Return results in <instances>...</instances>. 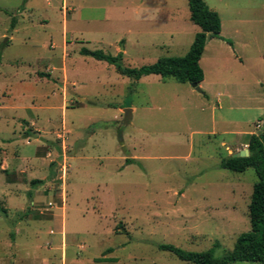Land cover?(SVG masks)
Instances as JSON below:
<instances>
[{"label":"rangeland","instance_id":"1","mask_svg":"<svg viewBox=\"0 0 264 264\" xmlns=\"http://www.w3.org/2000/svg\"><path fill=\"white\" fill-rule=\"evenodd\" d=\"M204 1L225 37L199 60L200 93L79 53L183 55L199 31L187 0H0V264H193L157 246L220 257L249 230L256 174L219 161L264 125V0ZM256 16L247 48L249 23L227 30Z\"/></svg>","mask_w":264,"mask_h":264},{"label":"trees","instance_id":"2","mask_svg":"<svg viewBox=\"0 0 264 264\" xmlns=\"http://www.w3.org/2000/svg\"><path fill=\"white\" fill-rule=\"evenodd\" d=\"M189 20L199 27L185 54L179 56H161L150 64L138 67L125 66L122 63V53L116 55L105 53L102 50H90L81 47L79 53L93 57L96 60L105 61L112 65L115 71L133 81L147 75H159L162 79L173 78L177 82L200 83L204 78L203 70L199 64L207 35L210 37H222L219 35L221 21L219 14L209 8L204 0H187ZM12 19L11 27L14 26ZM7 42L6 40L4 41ZM231 44L230 40H226ZM262 57L264 58V16H263V43ZM247 156H225L220 159L219 167L233 172H243L252 168L257 179L252 184L250 202L247 206L250 228L241 232L235 238L232 248L222 256L216 257L214 249L203 251H190L172 244H159V250L167 251L180 260L193 264H229L235 261H254L264 264V125L259 133H250L247 136ZM134 159H126V163ZM42 180H31V186L41 183ZM218 243H215V246ZM111 251L110 248L106 252ZM105 261H115L113 257L104 258Z\"/></svg>","mask_w":264,"mask_h":264},{"label":"crops","instance_id":"3","mask_svg":"<svg viewBox=\"0 0 264 264\" xmlns=\"http://www.w3.org/2000/svg\"><path fill=\"white\" fill-rule=\"evenodd\" d=\"M206 3V2H205ZM210 7V6H209ZM213 9H215V8H213ZM189 12V11H188ZM217 12V11H216ZM217 13H219V12H217ZM219 17H220V21H221V29H220V33H219V35L221 36V37H225V36H223V20H222V18H221V16H220V14H219ZM231 21H232V24L229 26V28H228V30H227V32L229 33V35L231 34V33H234V34H239V31H240V33H241V30H239V28H238V24L239 23H241V22H244V23H249L250 25H251V28H249V30H248V32H246L245 31V34H244V36H243V38H242V42L240 43V45H242V46H245V47H247V48H250V47H252V46H254L255 47V44H256V38H255V28L257 27V16L256 17H250V18H246V19H237V18H231ZM197 26V25H196ZM198 27V26H197ZM199 28V27H198ZM209 40H211V44H217V42L216 41H214V40H221V41H223L221 38H217V37H210L209 35H207V39H206V42H205V46H204V50H203V52H205L206 50H207V46H208V41ZM230 41H231V44H228L227 42H226V46H227V48L229 49V47L230 48H232L234 45H235V41L233 40V39H229ZM233 49V48H232ZM215 52V50L214 49H212L211 50V52L209 53L210 55H212L213 53ZM203 54V53H202ZM235 57H237L239 60H241L242 59V57L241 56H239V55H236L235 54ZM151 75H154V74H151ZM148 76V75H147ZM155 76H158V77H160L159 75H155ZM142 78V77H141ZM161 78V77H160ZM158 80H160V79H158ZM198 85H199V87H201V82L200 83H198ZM202 93V92H201ZM134 111H135V106H131V119H132V117H133V113H134ZM131 119H130V121H131ZM129 121V122H130ZM246 141L247 140H236L235 142H233V143H230V144H226L225 142H223V144H225V147H226V149H227V154L225 155V156H229V155H232L233 153H236V152H238V151H240V150H242V149H246L247 148V144H246ZM225 156H223V157H225ZM222 158V157H221ZM220 158V159H221ZM135 160V159H134ZM220 162V161H219ZM223 169V168H222Z\"/></svg>","mask_w":264,"mask_h":264},{"label":"water","instance_id":"4","mask_svg":"<svg viewBox=\"0 0 264 264\" xmlns=\"http://www.w3.org/2000/svg\"><path fill=\"white\" fill-rule=\"evenodd\" d=\"M190 85L198 92H202L201 88L199 87V85L195 82H191ZM124 115H123V119H122V123L123 124H128L130 119H131V109H123ZM248 155V149H242L236 153H233L231 156L235 157V156H247Z\"/></svg>","mask_w":264,"mask_h":264}]
</instances>
